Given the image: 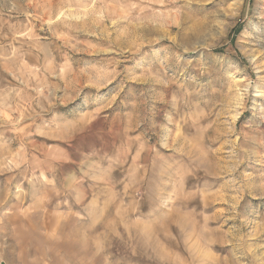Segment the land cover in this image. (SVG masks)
<instances>
[{
	"label": "rangeland",
	"instance_id": "1",
	"mask_svg": "<svg viewBox=\"0 0 264 264\" xmlns=\"http://www.w3.org/2000/svg\"><path fill=\"white\" fill-rule=\"evenodd\" d=\"M0 264H264V0H0Z\"/></svg>",
	"mask_w": 264,
	"mask_h": 264
}]
</instances>
